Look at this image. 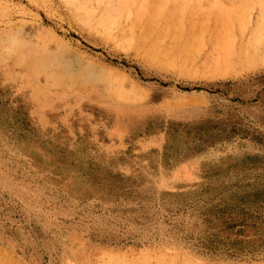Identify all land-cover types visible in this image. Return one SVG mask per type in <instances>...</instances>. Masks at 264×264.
Listing matches in <instances>:
<instances>
[{
	"label": "rangeland",
	"instance_id": "obj_1",
	"mask_svg": "<svg viewBox=\"0 0 264 264\" xmlns=\"http://www.w3.org/2000/svg\"><path fill=\"white\" fill-rule=\"evenodd\" d=\"M262 17L264 0H0V264H264V64L193 76L136 45L190 21L199 64L235 58Z\"/></svg>",
	"mask_w": 264,
	"mask_h": 264
},
{
	"label": "bare ground",
	"instance_id": "obj_2",
	"mask_svg": "<svg viewBox=\"0 0 264 264\" xmlns=\"http://www.w3.org/2000/svg\"><path fill=\"white\" fill-rule=\"evenodd\" d=\"M186 23L187 24L180 23L175 25H170L168 23H152L150 25L153 31L152 41L148 45L142 44L141 41L136 42L138 48L144 49V58L158 67L176 70L193 76H206L217 72L228 71L238 65L241 67H251L258 63L264 64V34L262 35L259 32V30L264 27V17L257 21L255 28L249 31L247 36L245 31L242 32L241 30L240 35L245 36L244 39L246 40L247 38V40L243 43L240 54L237 57L234 58L230 53H225L224 49L217 48L212 50L208 60L201 64L196 60L195 53L197 52V48L203 46V41L207 39L206 28L200 24H192L190 21H186ZM225 24L227 25V23ZM95 28L112 35L114 26L101 23ZM233 28L234 27L226 28V30H222L220 34L225 36L227 31L232 30ZM136 37L139 39V37L143 36L138 35ZM162 37L173 38L166 44L161 42ZM177 37L180 39H177ZM227 38L225 39L227 40ZM16 44L17 43L14 44V48L17 46ZM24 63L30 65V63L26 61H24ZM34 71L36 72V70ZM123 84L119 82L117 84V86H119L117 91L110 92L111 94H114L115 98L121 101L128 99V95L135 94L130 88V83L124 81ZM170 262L171 263L168 264H176L172 260ZM184 264H188V262H185Z\"/></svg>",
	"mask_w": 264,
	"mask_h": 264
}]
</instances>
